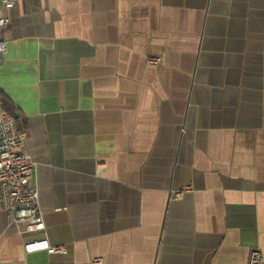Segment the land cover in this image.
I'll use <instances>...</instances> for the list:
<instances>
[{
    "label": "crops",
    "instance_id": "obj_1",
    "mask_svg": "<svg viewBox=\"0 0 264 264\" xmlns=\"http://www.w3.org/2000/svg\"><path fill=\"white\" fill-rule=\"evenodd\" d=\"M1 12L0 96L44 230L0 211V264H264V0ZM40 237L65 253H26Z\"/></svg>",
    "mask_w": 264,
    "mask_h": 264
},
{
    "label": "built area",
    "instance_id": "obj_2",
    "mask_svg": "<svg viewBox=\"0 0 264 264\" xmlns=\"http://www.w3.org/2000/svg\"><path fill=\"white\" fill-rule=\"evenodd\" d=\"M19 0H0V32L8 24L9 18L2 10H10ZM5 45L0 37V61ZM159 61L149 56V64ZM24 133L17 130L14 117L5 109L0 96V211H4L21 232L33 233L44 230V222L38 203L37 187L33 183L35 161L30 155L19 150ZM179 193L175 192V196ZM26 253L44 250L47 253H65L61 245H50L45 237L31 238L24 242ZM261 260L257 249L249 251L248 264Z\"/></svg>",
    "mask_w": 264,
    "mask_h": 264
}]
</instances>
